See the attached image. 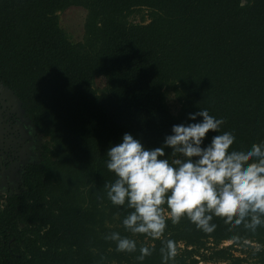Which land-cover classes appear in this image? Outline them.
<instances>
[{"label":"trees","instance_id":"1","mask_svg":"<svg viewBox=\"0 0 264 264\" xmlns=\"http://www.w3.org/2000/svg\"><path fill=\"white\" fill-rule=\"evenodd\" d=\"M70 6L86 10L79 41L59 24ZM143 7L147 21L132 22ZM0 81L45 139L0 202V264H137L141 245L155 249L143 264H161L166 239L178 249L169 264H264V227L216 217L213 233L169 221L161 240L137 235V252H117L104 236L131 234L102 188L115 178L106 151L124 133L159 147L200 108L223 118L232 148L264 140V0H0Z\"/></svg>","mask_w":264,"mask_h":264},{"label":"clouds","instance_id":"2","mask_svg":"<svg viewBox=\"0 0 264 264\" xmlns=\"http://www.w3.org/2000/svg\"><path fill=\"white\" fill-rule=\"evenodd\" d=\"M188 120L197 122L172 125L159 147H145L124 133L120 143L107 149L106 168L115 178L102 185L104 197L125 212L121 224L131 234L111 231L104 236L115 251L135 253L137 240L132 237L161 240L169 221L177 224L185 218L206 234L217 228L214 217L230 229L243 226L255 232L264 227V140L232 148L234 133L221 132L223 118L206 108L189 113ZM209 131L217 134L204 144ZM165 148L171 149V158ZM154 250L141 245L137 264ZM177 251L174 240H161V264L174 260Z\"/></svg>","mask_w":264,"mask_h":264},{"label":"flooded vegetation","instance_id":"3","mask_svg":"<svg viewBox=\"0 0 264 264\" xmlns=\"http://www.w3.org/2000/svg\"><path fill=\"white\" fill-rule=\"evenodd\" d=\"M19 106L22 109L21 104ZM23 116V109L19 113L15 100L0 92V183L5 179L8 181L16 178L19 182L16 189L21 184L25 166L36 161L39 155L36 150L37 155L34 157V134L31 132L34 126L25 116L24 118L30 122L28 130L31 134L28 135L21 129ZM31 156L33 157L30 158ZM6 188L10 189L9 184ZM9 192L12 191L7 193Z\"/></svg>","mask_w":264,"mask_h":264},{"label":"rangeland","instance_id":"4","mask_svg":"<svg viewBox=\"0 0 264 264\" xmlns=\"http://www.w3.org/2000/svg\"><path fill=\"white\" fill-rule=\"evenodd\" d=\"M147 11L148 9L146 8H139L136 9L134 12H132L131 16L129 17L130 20L132 22H142V21H147L148 17H147ZM86 15V10L82 7L79 6H70L69 8L58 12V17H59V24L62 28L65 29V31L67 32V34L69 35L70 39L72 41H79L82 39L83 37V22H84V18ZM143 17V18H142ZM105 86V79L103 77H96L94 79V87L97 90H101L102 88H104ZM167 105L169 107V109L171 110V112L176 113L177 109L179 107L178 102L176 101V98L173 94V92L171 91V89L167 90ZM16 107L20 111H22V109H20L18 102H16ZM23 123L20 125L23 130L24 133H27L28 135L31 134L28 130V126H30V122L24 118L23 116ZM34 134V152L36 150H40V145L41 143L45 140L44 137L42 136V134L38 133L36 131V129L33 127L32 131ZM33 146V145H32ZM38 147V148H35ZM36 153L34 154V157H36ZM33 156H31L30 158H32ZM38 159V157L36 158ZM19 182L16 180V178L14 179H10L7 181V179H5L3 182L0 183V202L2 203L3 198H4V194H7L8 191H15L17 190V184ZM9 184L10 189L6 188V185ZM7 191V192H6ZM230 243V241H225L223 243V245H226ZM205 261L200 260L198 263L196 264H207L204 263ZM208 264H213V263H208ZM217 264H227L226 262H219Z\"/></svg>","mask_w":264,"mask_h":264},{"label":"water","instance_id":"5","mask_svg":"<svg viewBox=\"0 0 264 264\" xmlns=\"http://www.w3.org/2000/svg\"><path fill=\"white\" fill-rule=\"evenodd\" d=\"M0 92L3 95L6 94L11 99H14L15 102H18V104H21L19 98L13 93V91L7 86H5L1 81H0Z\"/></svg>","mask_w":264,"mask_h":264}]
</instances>
